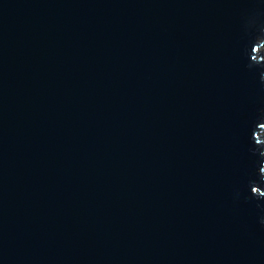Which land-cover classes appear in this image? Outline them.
Instances as JSON below:
<instances>
[{"label":"water","instance_id":"obj_1","mask_svg":"<svg viewBox=\"0 0 264 264\" xmlns=\"http://www.w3.org/2000/svg\"><path fill=\"white\" fill-rule=\"evenodd\" d=\"M264 0H0V264H264Z\"/></svg>","mask_w":264,"mask_h":264},{"label":"rangeland","instance_id":"obj_2","mask_svg":"<svg viewBox=\"0 0 264 264\" xmlns=\"http://www.w3.org/2000/svg\"><path fill=\"white\" fill-rule=\"evenodd\" d=\"M259 51H262V52H264V46H263V47H261Z\"/></svg>","mask_w":264,"mask_h":264}]
</instances>
